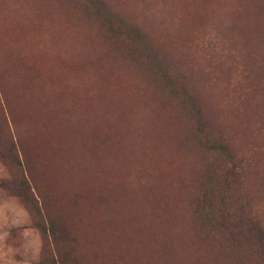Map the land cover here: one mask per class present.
Instances as JSON below:
<instances>
[{
  "label": "rangeland",
  "instance_id": "rangeland-1",
  "mask_svg": "<svg viewBox=\"0 0 264 264\" xmlns=\"http://www.w3.org/2000/svg\"><path fill=\"white\" fill-rule=\"evenodd\" d=\"M210 183L235 241L198 213ZM249 216L264 226V0H0V264H264Z\"/></svg>",
  "mask_w": 264,
  "mask_h": 264
},
{
  "label": "trees",
  "instance_id": "trees-1",
  "mask_svg": "<svg viewBox=\"0 0 264 264\" xmlns=\"http://www.w3.org/2000/svg\"><path fill=\"white\" fill-rule=\"evenodd\" d=\"M105 7L100 5L99 8L97 9L95 8V13H94L95 15H97L98 18H102V20H100L102 22V26L109 28L110 32L116 33L115 36H117V38L119 39L131 40L134 43L140 44L141 45L140 47H138L137 49L135 48L137 51L132 50V52L139 58H142V57L145 58L146 63L149 66H151V63H150L151 56L150 55L151 53H153V48L149 47L146 44V41L144 40V36H143L144 34L134 25H132L133 27H127L123 23L121 24L118 23L117 26H115V22H113L111 17L110 16L107 17L108 11H106ZM260 9H263V4L257 5L255 8V10H260ZM121 28H125V29L121 30ZM127 37H129V39H127ZM154 58H156V56ZM163 77H164L163 75L162 76L160 75L163 86L165 87L167 92L172 91L170 86L164 83L166 81L163 79ZM195 119L196 120L193 123L194 125L193 128H194L195 133L198 135H201V133L204 130H206L207 132V136H204L203 139H199V140H203V143L201 144L203 146H207L208 147L207 151H209L210 153H216L218 155L220 154L224 156V159L226 160V164H227L228 174L233 177H236L238 174V171L240 170L239 165H237L239 161H238V158L232 155V153L230 152V148L228 147L226 139L220 136L219 134L214 136V132L210 129L209 130L207 129L206 123H204L201 116H199L198 118V115H197ZM206 166H209V164L206 163ZM8 184H11V188L13 190L11 191L12 192L11 194L13 195L25 196L27 198V196L30 194L28 190V185L25 182V180L19 181L18 187H16L17 190L19 191H15L13 189L12 187L13 182L11 180H6L3 186H7ZM211 184L213 183H210L209 187L212 189L207 188V189L200 190V195H201L200 199L202 200L203 203H206L205 204L206 206L201 207L200 210H198V213H201L204 219L206 217H209V215L211 214V216L215 219H220L224 217L223 219H225L229 224L232 223L233 227L230 229V230H233L231 231L232 232L231 239H232L234 236V233L236 232L235 229L238 228L241 224V221L238 217L240 214L238 212L231 213L228 210L227 211L225 210L226 205L224 203V200H225L224 192L220 189L216 191V189H214V187H212ZM217 206H218V209L215 210V207ZM221 207H224V210H221L220 209ZM49 223L51 225L49 228V232L51 236H54L55 234L54 223L51 220L49 221ZM245 227L254 231L253 233H255V239L258 238V242L262 243L263 249H264V226L262 225L260 220L256 219V217L249 216L246 218ZM225 228H226V225H225ZM237 238L238 237L236 238L234 237L232 240L235 241Z\"/></svg>",
  "mask_w": 264,
  "mask_h": 264
}]
</instances>
